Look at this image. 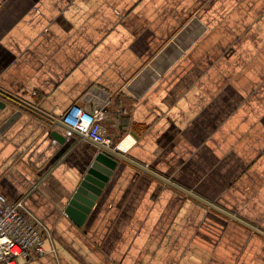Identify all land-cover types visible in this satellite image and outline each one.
<instances>
[{
    "label": "crops",
    "instance_id": "1",
    "mask_svg": "<svg viewBox=\"0 0 264 264\" xmlns=\"http://www.w3.org/2000/svg\"><path fill=\"white\" fill-rule=\"evenodd\" d=\"M0 88L56 117L102 107L149 170L119 160L78 223L64 211L98 147L22 108L0 193L46 253L20 264H264V0H0Z\"/></svg>",
    "mask_w": 264,
    "mask_h": 264
},
{
    "label": "built area",
    "instance_id": "2",
    "mask_svg": "<svg viewBox=\"0 0 264 264\" xmlns=\"http://www.w3.org/2000/svg\"><path fill=\"white\" fill-rule=\"evenodd\" d=\"M104 118L102 107L88 110L76 103L61 114L60 120L82 137L109 147L113 142L106 134ZM67 136H72V133L67 131ZM129 136L126 135L122 141ZM41 225L27 214L23 199L10 201L0 193V264H20L21 260L45 254L44 227Z\"/></svg>",
    "mask_w": 264,
    "mask_h": 264
},
{
    "label": "water",
    "instance_id": "3",
    "mask_svg": "<svg viewBox=\"0 0 264 264\" xmlns=\"http://www.w3.org/2000/svg\"><path fill=\"white\" fill-rule=\"evenodd\" d=\"M5 98L11 100L13 103L17 102L19 106L18 105L13 106L12 104L8 103L5 100ZM22 108H30L34 111L40 112L45 117L44 119L45 121L42 127L45 130H48L49 131L48 134L52 138H55L60 143L67 140L68 137L66 138V134H62L61 130L58 127L71 131L73 136L75 135L81 136V134L78 131L63 124L60 120V116L56 117L55 115L49 114L47 112H43L40 108L34 105V103H30V101H27L25 99H22L21 97L6 92L1 88H0V134H3L4 131L8 127H10L18 117H20L22 113ZM94 144H96L98 150L97 152L95 151V153L92 154L93 155L92 159L86 165L83 175L78 182L77 188L73 192L68 202V205L64 211L67 215L72 217V219L78 223H82L84 217L93 207L94 203L96 202L98 196L101 194L103 188L108 182L119 160L123 162L131 163L137 168H140L147 172L149 171L147 169H144L143 166L139 164H135L133 160L129 159L124 153H122L118 149H114L112 147H108L95 142ZM204 202L207 203L206 201ZM207 205L219 209L214 204L208 203ZM226 215L230 218H233L232 215H229L227 213ZM233 219L236 220V218ZM253 230L258 231L256 229Z\"/></svg>",
    "mask_w": 264,
    "mask_h": 264
},
{
    "label": "rangeland",
    "instance_id": "4",
    "mask_svg": "<svg viewBox=\"0 0 264 264\" xmlns=\"http://www.w3.org/2000/svg\"><path fill=\"white\" fill-rule=\"evenodd\" d=\"M131 138H132V137H131ZM132 141L135 142V140L131 139V142H132Z\"/></svg>",
    "mask_w": 264,
    "mask_h": 264
},
{
    "label": "bare ground",
    "instance_id": "5",
    "mask_svg": "<svg viewBox=\"0 0 264 264\" xmlns=\"http://www.w3.org/2000/svg\"><path fill=\"white\" fill-rule=\"evenodd\" d=\"M130 137V136H129ZM132 143H134V142H132Z\"/></svg>",
    "mask_w": 264,
    "mask_h": 264
}]
</instances>
